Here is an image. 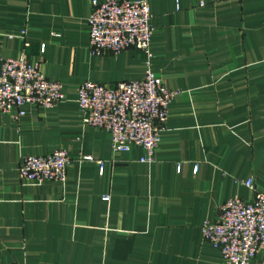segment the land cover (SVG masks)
Instances as JSON below:
<instances>
[{"label": "crops", "instance_id": "0c3cea01", "mask_svg": "<svg viewBox=\"0 0 264 264\" xmlns=\"http://www.w3.org/2000/svg\"><path fill=\"white\" fill-rule=\"evenodd\" d=\"M91 1L0 0V60L25 55L63 94L20 119L0 114V264H223L202 222L229 198L264 193V0H147L148 67L134 48L91 55ZM147 68L177 92L151 164L137 147L112 153L76 94ZM58 149L63 182L19 178L22 157ZM250 178L254 190L240 184Z\"/></svg>", "mask_w": 264, "mask_h": 264}, {"label": "built area", "instance_id": "2783aa9c", "mask_svg": "<svg viewBox=\"0 0 264 264\" xmlns=\"http://www.w3.org/2000/svg\"><path fill=\"white\" fill-rule=\"evenodd\" d=\"M87 23L91 55L134 48L146 55L149 66L154 29L147 0H93ZM43 49L41 46V53ZM76 94L83 125L108 134L112 153L137 147L142 151L139 163L154 162L168 107L177 95L162 78L147 68L140 80L113 84L85 81ZM62 100L60 83L46 78L38 64L25 55L0 60V114L15 111V119H20L25 115L24 105L49 109ZM82 161H91V157H82ZM68 164L66 152L58 149L45 156L22 157L17 172L28 183L63 182ZM240 184L254 190L251 178ZM200 231L203 241L220 253L223 264H257L258 253L264 251V193L255 192L251 200L227 199L214 220L202 222Z\"/></svg>", "mask_w": 264, "mask_h": 264}]
</instances>
